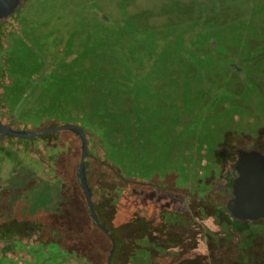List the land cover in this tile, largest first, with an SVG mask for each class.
I'll return each mask as SVG.
<instances>
[{"label": "flooded vegetation", "instance_id": "obj_1", "mask_svg": "<svg viewBox=\"0 0 264 264\" xmlns=\"http://www.w3.org/2000/svg\"><path fill=\"white\" fill-rule=\"evenodd\" d=\"M41 1L0 17V157L61 137L84 155L78 127L93 185L107 166L129 209L114 217H140L175 253L139 264H264V217L234 206L245 164L264 161V0H197L178 19L95 0L56 29Z\"/></svg>", "mask_w": 264, "mask_h": 264}, {"label": "trees", "instance_id": "obj_2", "mask_svg": "<svg viewBox=\"0 0 264 264\" xmlns=\"http://www.w3.org/2000/svg\"><path fill=\"white\" fill-rule=\"evenodd\" d=\"M48 144L37 145L35 154L29 157L37 164L33 167L38 174L41 171L43 177L59 181L63 201L55 210L38 209L32 213L30 204L23 197L34 187L36 180L24 188L3 191L0 197V264H41L48 259H52L50 264H64L69 260L78 264H139L175 254L158 248L159 244H169L164 234L163 237L154 236L153 232L147 241L143 235L142 219H125L129 209L125 205L116 208L113 197L122 194L119 188H115V178L107 166L101 164V169H104L102 185H93L94 160L91 157L86 160V167L91 166L92 171L89 176L93 207L109 234L101 230L93 221L79 184L78 167L83 159L80 146L77 143L66 145L65 137L52 141V145L46 147ZM115 214L124 215L115 218ZM165 222L164 225L169 223ZM111 235L116 241V250L110 261ZM145 243L154 249L142 250ZM125 245L137 249L123 251L119 246ZM48 247L53 251H45Z\"/></svg>", "mask_w": 264, "mask_h": 264}, {"label": "rangeland", "instance_id": "obj_3", "mask_svg": "<svg viewBox=\"0 0 264 264\" xmlns=\"http://www.w3.org/2000/svg\"><path fill=\"white\" fill-rule=\"evenodd\" d=\"M95 0H42L39 9L36 11L37 17L47 20L51 28L56 29L61 26L59 21L63 14L64 22L70 24L75 22L77 16L82 17L83 12L89 7L95 6ZM117 2L116 0H112ZM197 0H146L145 4L152 7V9L159 8L164 10V17H173L178 19L179 17H190L196 10ZM161 6V7H160ZM102 7L109 10L110 4H102ZM79 12V13H78ZM87 16V15H85ZM3 155V154H2ZM35 163L30 157L25 155L7 154L4 153V157H0V197L3 191L15 190L17 188H24L33 180L37 183L32 189L26 191L23 199L30 204L31 212L38 209L55 210L59 207L63 201L61 192V184L59 181L52 180L51 177L38 174L35 169ZM34 169V172H33ZM34 174V175H33ZM37 178V179H36ZM53 251L51 247L46 248L45 251ZM52 260V259H50ZM45 260L41 264H50L52 261ZM64 264H77L69 260Z\"/></svg>", "mask_w": 264, "mask_h": 264}, {"label": "water", "instance_id": "obj_4", "mask_svg": "<svg viewBox=\"0 0 264 264\" xmlns=\"http://www.w3.org/2000/svg\"><path fill=\"white\" fill-rule=\"evenodd\" d=\"M18 0H0V17L10 13ZM69 129L73 130L82 137L83 140V159L78 167V176L80 184L83 187L85 197L88 201V207L94 223L105 233L109 234V230L99 220L98 215L94 211L92 201V189L88 184L87 170H86V157L88 156L87 139L83 131L74 126H69ZM0 130L10 133L2 128ZM11 134V133H10ZM21 137H26L25 134H17ZM245 170L242 177L236 183V196L237 200L234 203L235 208L241 211L253 219L264 217V161L260 157H256L245 164ZM116 243L113 240V247L110 252L109 260H112V256L115 253Z\"/></svg>", "mask_w": 264, "mask_h": 264}]
</instances>
